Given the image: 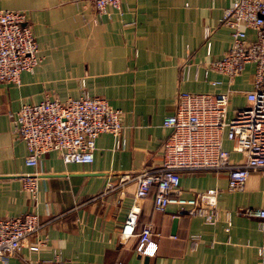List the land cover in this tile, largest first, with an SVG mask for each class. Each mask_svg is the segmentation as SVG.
I'll return each instance as SVG.
<instances>
[{
    "label": "crops",
    "instance_id": "0c3cea01",
    "mask_svg": "<svg viewBox=\"0 0 264 264\" xmlns=\"http://www.w3.org/2000/svg\"><path fill=\"white\" fill-rule=\"evenodd\" d=\"M230 3L119 0L98 13L87 0H0V8L26 13L40 57L32 70L20 72L18 83L0 82V219L34 210L43 222L16 255L0 264H36L39 259L53 264H263L259 219L240 209L264 208V169L251 170L236 192L227 191L225 171L181 172L184 196L217 190L218 220L210 224L199 215H176L175 204L157 211L149 195L137 230L151 223L156 252L141 255L134 251L136 237L125 243L118 238L135 190L134 180L120 184L119 179L161 163L160 145L169 132L162 120L174 112L177 93L231 89L228 117L246 104L252 64L244 65L231 83L212 69L205 75L206 63L230 45L229 29L220 24ZM246 33L254 38L252 29ZM81 91L104 97L122 112L119 138L99 133L88 163H64L51 150L37 165L26 164V144L13 131L7 107L64 100ZM224 145L230 150V141ZM242 158L230 150L232 161ZM32 172L41 176L36 204L21 189L22 175ZM108 181L113 188H105ZM224 211L231 214L228 231ZM36 237L44 242L37 253L27 246Z\"/></svg>",
    "mask_w": 264,
    "mask_h": 264
},
{
    "label": "built area",
    "instance_id": "2783aa9c",
    "mask_svg": "<svg viewBox=\"0 0 264 264\" xmlns=\"http://www.w3.org/2000/svg\"><path fill=\"white\" fill-rule=\"evenodd\" d=\"M87 1L98 13L105 11L107 4L118 6L119 3V0ZM220 24L229 29L230 45L220 58L206 63L205 75L212 69L226 75L231 83L244 65L252 64L251 87L245 91L246 104L228 117L231 89L177 93L174 112L162 120L169 132L160 145L161 163L119 179L120 184L128 179L135 181V190L119 231V242L125 243L130 237H136L134 251L141 255H153L157 249L151 223L147 222L137 230L138 215L152 187L155 210L163 211L167 205L175 204L176 215H199L205 222L213 224L219 216L217 190L208 188L184 196L179 184L180 173L225 171L227 191L236 192L242 188L251 170L264 169V0H231L223 9ZM248 28L254 31L252 39L247 38ZM207 36L206 29L205 38ZM39 61L37 42L26 13L0 8V82L18 83L20 72L32 70ZM7 114L13 131L26 144L25 163L31 165H37L41 155L51 150L58 151L64 163L91 162L97 135L109 132L117 140L124 127L119 109L113 108L104 97L86 91L64 100L46 98L33 104L24 103L16 110L7 107ZM225 140L230 141V150L243 155L242 160L234 162L230 159ZM40 177L38 172H32L21 178V189L34 204L37 203ZM113 187L110 181L105 185L106 189ZM240 212L259 219L264 246V208L244 207ZM230 217V212H223L226 231L231 225ZM42 224L34 210L0 219V260L5 263L16 255ZM43 244V240L36 237L27 246L37 253ZM36 264L53 262L39 259Z\"/></svg>",
    "mask_w": 264,
    "mask_h": 264
},
{
    "label": "trees",
    "instance_id": "16d2710c",
    "mask_svg": "<svg viewBox=\"0 0 264 264\" xmlns=\"http://www.w3.org/2000/svg\"><path fill=\"white\" fill-rule=\"evenodd\" d=\"M153 190H154V187H152V188H151V190H150V192H149L148 196H149V195H152V193H153Z\"/></svg>",
    "mask_w": 264,
    "mask_h": 264
}]
</instances>
